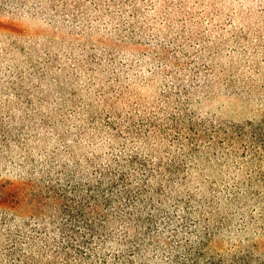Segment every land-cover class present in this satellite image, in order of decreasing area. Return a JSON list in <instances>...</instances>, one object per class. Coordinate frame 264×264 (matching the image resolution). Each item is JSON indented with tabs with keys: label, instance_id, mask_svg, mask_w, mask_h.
I'll use <instances>...</instances> for the list:
<instances>
[{
	"label": "rangeland",
	"instance_id": "rangeland-1",
	"mask_svg": "<svg viewBox=\"0 0 264 264\" xmlns=\"http://www.w3.org/2000/svg\"><path fill=\"white\" fill-rule=\"evenodd\" d=\"M264 0H0V264H264Z\"/></svg>",
	"mask_w": 264,
	"mask_h": 264
},
{
	"label": "trees",
	"instance_id": "trees-1",
	"mask_svg": "<svg viewBox=\"0 0 264 264\" xmlns=\"http://www.w3.org/2000/svg\"><path fill=\"white\" fill-rule=\"evenodd\" d=\"M260 141L264 142V137L263 136H260Z\"/></svg>",
	"mask_w": 264,
	"mask_h": 264
}]
</instances>
